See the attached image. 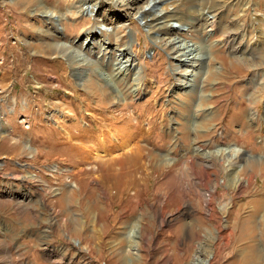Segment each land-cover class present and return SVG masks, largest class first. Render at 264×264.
Segmentation results:
<instances>
[{
  "label": "rangeland",
  "instance_id": "374dc122",
  "mask_svg": "<svg viewBox=\"0 0 264 264\" xmlns=\"http://www.w3.org/2000/svg\"><path fill=\"white\" fill-rule=\"evenodd\" d=\"M150 2L0 0V264H264V0Z\"/></svg>",
  "mask_w": 264,
  "mask_h": 264
},
{
  "label": "bare ground",
  "instance_id": "6f19581e",
  "mask_svg": "<svg viewBox=\"0 0 264 264\" xmlns=\"http://www.w3.org/2000/svg\"><path fill=\"white\" fill-rule=\"evenodd\" d=\"M156 1H161L163 2V4L165 5L163 8L160 6H158L156 3ZM153 4V6L151 7V11H144L141 13L140 17L141 19H145L147 18L148 16H151L153 15V18H156L154 20V22H159L163 19H165V17H173V16H176L177 19L179 20L180 23H184V19L189 17L190 19H194L195 22L197 21V18L199 16V9H198V4H199V0H151ZM150 2V4H151ZM216 4V3H215ZM223 4V3H222ZM175 6V11L173 9V11L169 10L170 9V6ZM213 5V3L211 4ZM222 6V5H221ZM216 7V6H215ZM158 8H160L159 10H157ZM85 10L90 13H92L94 11V7L88 3H86V6H85ZM155 10H157L155 12ZM169 10V11H168ZM213 10V9H212ZM164 11H168L166 13V16L164 17ZM209 11V10H208ZM154 12V13H153ZM202 12V11H201ZM44 14L48 15V18L49 19H52L54 20V22L60 24L61 23V20L60 19H56L52 16V14L50 13V11L48 10H45L43 11ZM161 13H163L162 16H159ZM204 15V13H203ZM175 18V17H174ZM176 19V20H177ZM59 20V21H58ZM146 22H148V20H146ZM261 23V21H260ZM263 23V22H262ZM150 25V23H149ZM259 25V23H258ZM157 26V25H156ZM194 26V25H193ZM153 29V28H152ZM103 32V31H102ZM90 36V35H89ZM90 37H88L89 39ZM62 43V42H61ZM173 44V43H172ZM63 45V44H62ZM101 46V45H100ZM103 46V45H102ZM181 47V46H180ZM192 49V48H191ZM194 50V49H193ZM68 52V51H67ZM121 54V53H120ZM86 56V55H85ZM132 57H128V61L131 60ZM107 80V79H106ZM13 108V107H12ZM15 110V109H14ZM16 111V110H15ZM14 112V111H13ZM88 129V128H87ZM142 133V132H141ZM132 134V133H131ZM130 135V134H129ZM72 137V136H70ZM86 137V136H85ZM73 138V137H72ZM84 139V138H83ZM132 139V138H131ZM131 139L129 138H124L123 135H112V148L109 149L108 148V144L110 143V141H108V136L107 135H100L99 136V141L98 142H95L93 144H87V145H90V147L88 148L87 146H84L85 144L82 142H76L74 143L76 146L78 147H85V149L88 150V157L90 159H94V161H97L98 163L99 162H102L104 163L103 165H107L109 164V162H111L110 164L116 162V161H122V160H125V162H127V159H130L132 160V154L137 150V146L135 145V143L131 144L130 142L132 141ZM142 139V138H141ZM72 142L74 141V139H71ZM139 140V139H138ZM80 141V140H79ZM114 141V142H113ZM85 142V141H84ZM137 143V142H136ZM138 144V143H137ZM141 143H139L140 145ZM77 148V147H76ZM88 160V159H87ZM97 164V163H96ZM98 165V164H97ZM101 163L99 165V169L100 167L103 166ZM162 165V164H161ZM124 166V165H122ZM84 167H87L84 165ZM83 167V168H84ZM82 168V169H83ZM131 168V165L129 166V169L127 170L130 175V179H129V184H128V188L131 187L132 185L136 184V181H137V172H140L141 170V167L139 169L137 168H133V169H130ZM97 169V168H96ZM156 169L157 170H162V167L159 166H156ZM134 170V171H133ZM150 171V170H149ZM158 174V173H157ZM140 176V174H139ZM240 178V177H239ZM249 178V177H248ZM251 178V177H250ZM251 180V179H250ZM239 181V180H238ZM244 182L243 181H239L238 185H242ZM244 185V184H243ZM135 188V187H134ZM254 201V200H253ZM257 204H260L262 205V201L261 200H258L256 201ZM152 204V203H151ZM240 204V203H239ZM154 207L155 205L152 204ZM259 205V206H260ZM192 207L194 206L193 204L191 205L190 203L188 204V207ZM258 206V208H259ZM99 207H101L99 205ZM239 207V205H238ZM104 208V207H103ZM155 211V210H154ZM166 213V210L163 206H161V209H157L156 210V214L159 218H162V221H166L167 219H165V214ZM193 223V222H191ZM135 226V225H133ZM191 226V225H190ZM198 227V226H197ZM134 228V227H133ZM131 229V228H130ZM263 234V233H262ZM260 237L261 234H260ZM250 242V241H249ZM252 242V246L255 248V244L253 241ZM251 246V248H252ZM262 249V248H261ZM254 251V257L253 259L255 261H260V260H264V252L260 249H253ZM248 261V260H247ZM193 264H203V260H201L200 258H196V260L194 261Z\"/></svg>",
  "mask_w": 264,
  "mask_h": 264
}]
</instances>
